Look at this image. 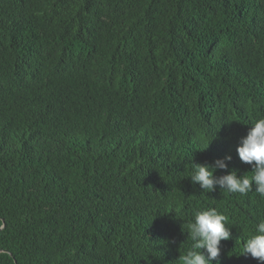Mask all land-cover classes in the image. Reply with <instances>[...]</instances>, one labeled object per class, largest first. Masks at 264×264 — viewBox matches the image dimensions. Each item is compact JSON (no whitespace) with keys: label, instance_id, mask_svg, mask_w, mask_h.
<instances>
[{"label":"trees","instance_id":"trees-1","mask_svg":"<svg viewBox=\"0 0 264 264\" xmlns=\"http://www.w3.org/2000/svg\"><path fill=\"white\" fill-rule=\"evenodd\" d=\"M262 118L264 0H0V264H174L208 208L261 264L264 198L190 174Z\"/></svg>","mask_w":264,"mask_h":264},{"label":"clouds","instance_id":"clouds-1","mask_svg":"<svg viewBox=\"0 0 264 264\" xmlns=\"http://www.w3.org/2000/svg\"><path fill=\"white\" fill-rule=\"evenodd\" d=\"M237 153L241 162L249 165L251 175L247 173L241 176L235 169L229 171L232 160L229 155L217 159L214 164L193 163L190 174L193 185H199L203 192L211 193L219 187L226 192L242 195L253 191L254 188L255 192L264 198V118L254 122L246 137L240 141ZM218 170L227 174L217 177L215 173ZM183 229L188 233V240L192 243L174 264L219 262L221 242L232 239L228 217L215 208L197 211L193 220L184 223ZM242 253L264 264V220L256 225L255 233L250 234L244 241Z\"/></svg>","mask_w":264,"mask_h":264}]
</instances>
